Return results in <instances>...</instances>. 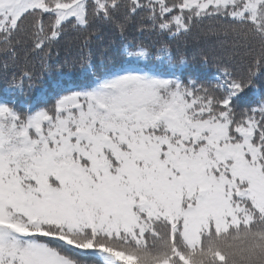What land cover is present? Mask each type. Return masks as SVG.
Instances as JSON below:
<instances>
[{"label":"snow or ice","instance_id":"obj_1","mask_svg":"<svg viewBox=\"0 0 264 264\" xmlns=\"http://www.w3.org/2000/svg\"><path fill=\"white\" fill-rule=\"evenodd\" d=\"M202 25L233 38L214 82L164 43L52 68L69 28ZM0 57V264H228L212 238L264 223V94L234 103L264 76V0H0Z\"/></svg>","mask_w":264,"mask_h":264},{"label":"trees","instance_id":"obj_2","mask_svg":"<svg viewBox=\"0 0 264 264\" xmlns=\"http://www.w3.org/2000/svg\"><path fill=\"white\" fill-rule=\"evenodd\" d=\"M207 22H205V25ZM231 36L214 35L207 32L205 26L194 29L192 33L181 35L175 38H168L156 35L155 33H140L135 29H129L124 35H120L115 30L104 29L98 35L93 36L90 42L83 45L81 33L67 30L66 34L61 37L57 48L54 49L52 68L56 69L63 64L65 58L78 59L80 56H88L92 63L99 69L119 64L122 57V50L125 45L130 50H134L137 44H142L151 52V58L154 60L157 52L156 49L161 43L167 44L172 50L173 59L179 61L181 55L187 60L184 75L191 76L201 82L213 81L217 75V64L214 62V54H219L226 50L232 43ZM58 52V56L56 53ZM209 55L207 65L200 62L202 54ZM4 58L0 57V88L3 87V75L5 74ZM243 64L237 62V70H240ZM17 67L9 64L7 71H15ZM260 87L257 90H248L239 96L234 103L240 107L253 104L259 94H264V76L258 80ZM27 92V89H26ZM86 261V264H93L90 257H80Z\"/></svg>","mask_w":264,"mask_h":264},{"label":"clouds","instance_id":"obj_3","mask_svg":"<svg viewBox=\"0 0 264 264\" xmlns=\"http://www.w3.org/2000/svg\"><path fill=\"white\" fill-rule=\"evenodd\" d=\"M213 247H218L227 257L228 264H264V223L241 229L227 236L213 237ZM201 254H193V264H200Z\"/></svg>","mask_w":264,"mask_h":264}]
</instances>
